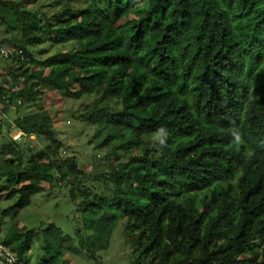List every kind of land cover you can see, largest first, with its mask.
Returning a JSON list of instances; mask_svg holds the SVG:
<instances>
[{"label":"trees","instance_id":"1","mask_svg":"<svg viewBox=\"0 0 264 264\" xmlns=\"http://www.w3.org/2000/svg\"><path fill=\"white\" fill-rule=\"evenodd\" d=\"M87 1L40 21L0 0V27L19 31L24 52L13 61L20 90L0 83V137L10 106L26 136L0 144V202L14 201L1 216L72 186L86 254L105 251L122 222L127 264H264V0ZM47 42L70 48L35 60L30 49ZM44 92L94 97L83 119L102 147L127 157L100 189L81 184L50 115L33 109ZM33 136L35 150L24 144ZM18 226L0 242L24 264L34 240ZM46 234L66 239L53 226ZM63 249L41 264H68Z\"/></svg>","mask_w":264,"mask_h":264},{"label":"rangeland","instance_id":"2","mask_svg":"<svg viewBox=\"0 0 264 264\" xmlns=\"http://www.w3.org/2000/svg\"><path fill=\"white\" fill-rule=\"evenodd\" d=\"M12 1L17 3L23 11L35 14L40 21H44L45 18L50 19L52 15L66 5L76 10L91 7L87 0ZM38 35L35 33L32 38L39 37ZM19 39V31H6L4 26L0 27V40L4 41L3 45L14 46L13 42ZM68 48H70L68 44L60 46L47 42L36 45L30 50L34 59L41 61ZM14 64L12 60H0V83L11 92L18 91L23 86V78L14 73V68L18 67ZM23 67L29 71L37 69L32 63ZM93 101V96L72 100L58 92H44L39 104L33 109L43 108L50 115L57 137L62 143L61 157L62 159H73L78 164L83 172L80 177L81 184L94 189L99 187L100 189L103 179L99 177L108 173L111 165L115 166L119 161L127 162V157L121 153L115 157L108 148L102 147V137L95 138L96 127L83 119L84 107ZM24 108L23 106L19 110V114L27 112V109ZM2 112L5 114L6 120L3 118L0 144L3 138H12L15 133L12 121L16 117V113L14 111ZM37 143L39 142H36L34 136L24 141V144H29L32 148L36 147ZM69 188L72 189L73 187L70 186ZM69 188L56 186L51 191L32 196L29 205L22 208L15 217L1 216V210L14 204V201H1L0 240L12 228L14 222H17L19 225L17 231H22L21 228L24 229V232L32 231L34 240L24 264H41L48 256H51L54 249L60 247H64L60 260L68 261V264H127L130 260L131 249L126 243V234L121 228L122 222L114 230L109 246L105 251L85 253L82 243L89 233L84 227L81 209L69 196ZM49 226L58 229L66 239H48L46 230Z\"/></svg>","mask_w":264,"mask_h":264},{"label":"built area","instance_id":"3","mask_svg":"<svg viewBox=\"0 0 264 264\" xmlns=\"http://www.w3.org/2000/svg\"><path fill=\"white\" fill-rule=\"evenodd\" d=\"M24 52L21 48L14 47V46H5L0 44V60H23ZM20 104V101L17 102ZM13 110V106L9 107V111ZM3 118V116H2ZM26 136L23 133L15 131L12 135V139L14 141H21L25 139ZM31 138V137H30ZM17 257L16 254L11 250L10 247L4 246L0 242V264H16Z\"/></svg>","mask_w":264,"mask_h":264},{"label":"clouds","instance_id":"4","mask_svg":"<svg viewBox=\"0 0 264 264\" xmlns=\"http://www.w3.org/2000/svg\"><path fill=\"white\" fill-rule=\"evenodd\" d=\"M160 142H161V143H163L164 141H163V140H161Z\"/></svg>","mask_w":264,"mask_h":264}]
</instances>
